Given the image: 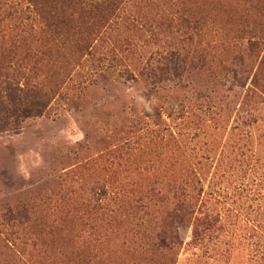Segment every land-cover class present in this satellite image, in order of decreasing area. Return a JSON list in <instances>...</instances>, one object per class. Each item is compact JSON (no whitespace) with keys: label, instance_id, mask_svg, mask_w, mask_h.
<instances>
[{"label":"rangeland","instance_id":"374dc122","mask_svg":"<svg viewBox=\"0 0 264 264\" xmlns=\"http://www.w3.org/2000/svg\"><path fill=\"white\" fill-rule=\"evenodd\" d=\"M6 83L0 264H264V0H0Z\"/></svg>","mask_w":264,"mask_h":264},{"label":"trees","instance_id":"16d2710c","mask_svg":"<svg viewBox=\"0 0 264 264\" xmlns=\"http://www.w3.org/2000/svg\"><path fill=\"white\" fill-rule=\"evenodd\" d=\"M42 103L40 99L30 97L27 95V91L20 88H14L10 83H6L3 87H0V122H9V120H18L20 117H27L37 115L42 109ZM32 109V110H30ZM155 119H159V113L155 112ZM169 115V113H168ZM191 195L187 201L181 202L179 210L183 211V217L186 216L192 223V242L197 243L203 238L213 232L217 225V218L215 216L206 214L203 216H194L192 210ZM165 232H162L159 241L166 248L173 247L170 239H166ZM174 238V237H173ZM174 243V242H173Z\"/></svg>","mask_w":264,"mask_h":264}]
</instances>
